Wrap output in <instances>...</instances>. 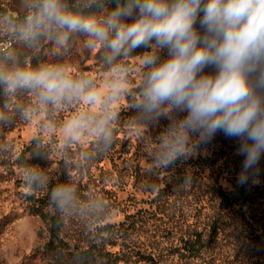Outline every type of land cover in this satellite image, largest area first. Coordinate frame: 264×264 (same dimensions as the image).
<instances>
[{
	"label": "rangeland",
	"instance_id": "1",
	"mask_svg": "<svg viewBox=\"0 0 264 264\" xmlns=\"http://www.w3.org/2000/svg\"><path fill=\"white\" fill-rule=\"evenodd\" d=\"M36 3L0 0V56H14L9 68L17 67L21 59L25 67L33 68L63 64L74 74L92 75L103 86L107 66L99 54L87 49L82 34H71L64 46H57L48 35L26 38L24 17ZM75 3L68 0L70 7ZM10 42L21 47L22 54L7 53ZM1 58L3 67L8 62ZM132 80L139 84L135 73ZM136 98L133 86L112 124L109 147L92 137L69 142L61 136L63 123L84 110L82 105L66 104L28 119L24 110L34 96L24 89L4 91L0 264H48L43 254L56 226L64 246L97 264L106 252L116 259L114 264H264V160L259 182L245 184L246 197L232 192L240 186L237 141L221 132L198 143L187 158L161 167L158 147L168 121L162 119L158 126L136 122L131 109ZM46 126H55V132ZM33 170L47 184L25 195L29 191L25 178ZM66 181L73 185L76 200L60 213L49 202V192L54 184ZM220 189L227 192L229 205L221 204Z\"/></svg>",
	"mask_w": 264,
	"mask_h": 264
},
{
	"label": "clouds",
	"instance_id": "2",
	"mask_svg": "<svg viewBox=\"0 0 264 264\" xmlns=\"http://www.w3.org/2000/svg\"><path fill=\"white\" fill-rule=\"evenodd\" d=\"M31 7L25 16L27 39L48 35L64 46L71 34L80 33L107 71L101 86L92 75L74 74L63 64L0 70L7 92L24 89L34 96L24 110L26 118L66 104L82 105L84 110L63 123L61 136L69 142L92 137L110 147L118 109L136 86L131 105L136 122L158 126L162 119L168 121L158 147L161 167L187 158L198 143L221 132L238 144L235 154L242 162L237 183L259 182L264 160V0H76L72 7L68 0H37ZM93 7L100 14L86 11ZM139 48L144 51L137 53ZM46 184L39 171L28 172L25 195ZM75 200L70 181L50 189L49 202L60 213Z\"/></svg>",
	"mask_w": 264,
	"mask_h": 264
},
{
	"label": "trees",
	"instance_id": "3",
	"mask_svg": "<svg viewBox=\"0 0 264 264\" xmlns=\"http://www.w3.org/2000/svg\"><path fill=\"white\" fill-rule=\"evenodd\" d=\"M86 11L97 13L99 9L93 7L91 9H87ZM11 50L13 51L11 52L13 54L15 53L18 55L22 54V48L14 47V44L12 42H10V48L7 49V53ZM5 54H2L0 57H2L1 58L2 62L7 61L8 63L6 62L7 64H4L3 67H0V70L9 69V66L11 65V57H14V56H10V57L7 56V58H4ZM16 65L25 67L26 66L25 59H23V61L21 59V62L20 63L18 62V64ZM4 91H5L4 86L0 84V98L4 94ZM232 192L237 193L241 197H246L247 196L246 185L245 184L240 186L237 185L234 187ZM217 195L222 205L225 206L229 205L230 200L226 191L220 189ZM58 229H59L58 226L51 228L50 240L47 242L45 246L43 258L48 261L47 262L48 264H97L95 260L93 262H87L86 260H83L84 258L81 255L69 250L67 246H64L63 242L56 235ZM101 257L102 259L98 264H104V261H107L110 264H114L116 262L115 261L116 259L112 258L108 252L103 254ZM150 264H154V263H150Z\"/></svg>",
	"mask_w": 264,
	"mask_h": 264
}]
</instances>
